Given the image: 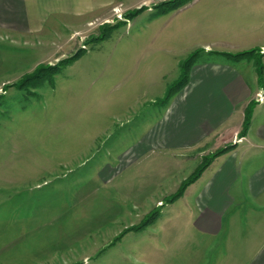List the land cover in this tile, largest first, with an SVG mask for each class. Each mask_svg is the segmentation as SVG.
I'll list each match as a JSON object with an SVG mask.
<instances>
[{
    "label": "rangeland",
    "instance_id": "1",
    "mask_svg": "<svg viewBox=\"0 0 264 264\" xmlns=\"http://www.w3.org/2000/svg\"><path fill=\"white\" fill-rule=\"evenodd\" d=\"M136 3L78 31L0 32V264H197L204 183L173 196L213 152L147 140L170 118L179 62L247 49L260 2Z\"/></svg>",
    "mask_w": 264,
    "mask_h": 264
},
{
    "label": "crops",
    "instance_id": "2",
    "mask_svg": "<svg viewBox=\"0 0 264 264\" xmlns=\"http://www.w3.org/2000/svg\"><path fill=\"white\" fill-rule=\"evenodd\" d=\"M129 1L134 7L139 5L138 0ZM226 1L238 6L260 2L256 14L263 25L248 30L251 35L240 37V42L247 44L243 51L259 50L262 81L251 60H229L221 52L225 60L196 59L185 85L171 96L170 118L160 126L158 137L147 142L156 140L163 147L186 152L197 150V158L228 146L196 179L204 183L197 186V264L208 255L211 264H264V0ZM121 2L0 0V32L56 33L74 23L78 31L92 16L105 17L107 8ZM235 48L244 47L237 43ZM247 109L249 124L240 135ZM203 242L216 244L220 251L207 252L200 248Z\"/></svg>",
    "mask_w": 264,
    "mask_h": 264
},
{
    "label": "trees",
    "instance_id": "3",
    "mask_svg": "<svg viewBox=\"0 0 264 264\" xmlns=\"http://www.w3.org/2000/svg\"><path fill=\"white\" fill-rule=\"evenodd\" d=\"M141 8H142V6L137 8L138 12L140 11ZM251 52H254V49L253 50L240 51V52H236L234 54L227 53V52H221V53L223 55H226V56L231 57V58L240 59L242 57L248 56ZM72 57H74V55ZM196 59H197V52L195 50V51L191 52L190 54H188L182 62H179V69H180L179 75H178L177 79L172 84H169L166 87V90H165V93L163 96L164 99L168 100L177 90L181 89L185 85V83L187 82V79H188L190 67L192 66V64L194 63V61ZM255 69H256L257 74H258L259 82H261L262 77H263V66H262L260 61L255 62ZM42 70H44V69H42ZM34 77H37V75L35 74ZM250 114H251L250 110L247 109L241 130L239 132L240 135H242L247 130V127L249 124V119H250ZM227 148H228V146L220 148V149L216 150L215 152H213L209 156V160L205 164H202L201 166H199L191 178L187 179L186 181H184L180 184V186L178 187L177 191L175 192L173 198L180 196L184 192L186 187L199 177V175L205 169V167L208 165V163L211 161V159L214 156H216L217 154L225 151ZM151 217L153 218L154 216H151Z\"/></svg>",
    "mask_w": 264,
    "mask_h": 264
},
{
    "label": "built area",
    "instance_id": "4",
    "mask_svg": "<svg viewBox=\"0 0 264 264\" xmlns=\"http://www.w3.org/2000/svg\"><path fill=\"white\" fill-rule=\"evenodd\" d=\"M258 98H260V94H258Z\"/></svg>",
    "mask_w": 264,
    "mask_h": 264
}]
</instances>
